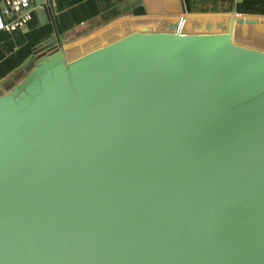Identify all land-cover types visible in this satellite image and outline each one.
<instances>
[{
  "label": "water",
  "instance_id": "water-1",
  "mask_svg": "<svg viewBox=\"0 0 264 264\" xmlns=\"http://www.w3.org/2000/svg\"><path fill=\"white\" fill-rule=\"evenodd\" d=\"M251 22L37 44L0 92V264H264V48L234 37Z\"/></svg>",
  "mask_w": 264,
  "mask_h": 264
},
{
  "label": "crops",
  "instance_id": "crops-1",
  "mask_svg": "<svg viewBox=\"0 0 264 264\" xmlns=\"http://www.w3.org/2000/svg\"><path fill=\"white\" fill-rule=\"evenodd\" d=\"M128 1L32 0V16L24 26L0 28V92L33 64L28 59L35 46L50 38L75 56L139 24L164 26L186 17L202 26L211 21L215 28L218 21L228 24L232 14L264 18V0H141L145 12L140 14ZM234 34L244 44L264 48V23H236Z\"/></svg>",
  "mask_w": 264,
  "mask_h": 264
},
{
  "label": "built area",
  "instance_id": "built-area-1",
  "mask_svg": "<svg viewBox=\"0 0 264 264\" xmlns=\"http://www.w3.org/2000/svg\"><path fill=\"white\" fill-rule=\"evenodd\" d=\"M32 0H0V28L24 26L31 18Z\"/></svg>",
  "mask_w": 264,
  "mask_h": 264
},
{
  "label": "rangeland",
  "instance_id": "rangeland-1",
  "mask_svg": "<svg viewBox=\"0 0 264 264\" xmlns=\"http://www.w3.org/2000/svg\"><path fill=\"white\" fill-rule=\"evenodd\" d=\"M234 37H235V39L237 40V38H238V37H237V36H235V34H234ZM237 41H238V40H237ZM239 42H240V41H239Z\"/></svg>",
  "mask_w": 264,
  "mask_h": 264
},
{
  "label": "bare ground",
  "instance_id": "bare-ground-1",
  "mask_svg": "<svg viewBox=\"0 0 264 264\" xmlns=\"http://www.w3.org/2000/svg\"><path fill=\"white\" fill-rule=\"evenodd\" d=\"M101 42H103V41H101Z\"/></svg>",
  "mask_w": 264,
  "mask_h": 264
}]
</instances>
